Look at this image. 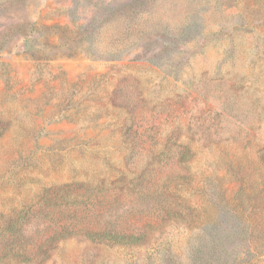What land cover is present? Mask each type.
<instances>
[{"label":"rangeland","instance_id":"1","mask_svg":"<svg viewBox=\"0 0 264 264\" xmlns=\"http://www.w3.org/2000/svg\"><path fill=\"white\" fill-rule=\"evenodd\" d=\"M84 193L144 242L28 264H264V0H0V264Z\"/></svg>","mask_w":264,"mask_h":264},{"label":"trees","instance_id":"2","mask_svg":"<svg viewBox=\"0 0 264 264\" xmlns=\"http://www.w3.org/2000/svg\"><path fill=\"white\" fill-rule=\"evenodd\" d=\"M182 148V147H181ZM184 152H178L183 157ZM105 194L84 193L79 195L77 204H82L76 216L62 225L52 221L44 231L34 233L26 239L23 222H11L2 234V255L12 254L19 262L28 264L46 258L56 242L69 237L81 236L92 242H110L120 245H137L145 240L139 226L128 224L113 207H101L106 201ZM35 213V212H34ZM26 217V216H25ZM41 238V239H39Z\"/></svg>","mask_w":264,"mask_h":264}]
</instances>
